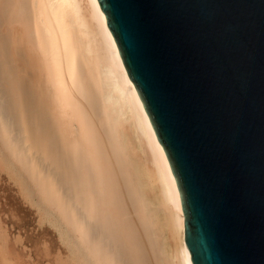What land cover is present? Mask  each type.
Instances as JSON below:
<instances>
[{
    "label": "bare ground",
    "instance_id": "1",
    "mask_svg": "<svg viewBox=\"0 0 264 264\" xmlns=\"http://www.w3.org/2000/svg\"><path fill=\"white\" fill-rule=\"evenodd\" d=\"M0 172L76 264H192L166 157L96 0H0ZM8 234L0 264H24Z\"/></svg>",
    "mask_w": 264,
    "mask_h": 264
},
{
    "label": "water",
    "instance_id": "2",
    "mask_svg": "<svg viewBox=\"0 0 264 264\" xmlns=\"http://www.w3.org/2000/svg\"><path fill=\"white\" fill-rule=\"evenodd\" d=\"M167 160L192 264H264V0H96Z\"/></svg>",
    "mask_w": 264,
    "mask_h": 264
},
{
    "label": "rangeland",
    "instance_id": "3",
    "mask_svg": "<svg viewBox=\"0 0 264 264\" xmlns=\"http://www.w3.org/2000/svg\"><path fill=\"white\" fill-rule=\"evenodd\" d=\"M0 178L2 184L6 186L0 188V230L6 229L9 233L8 238L16 247L14 250L17 252L16 255L14 251L13 253L20 259L13 262L21 260L24 264H64V262L76 264L64 238L58 235V229L40 216L34 205L30 204L21 193L13 189L4 172H0ZM8 186L10 189L7 188ZM47 256L50 259L49 263L41 261Z\"/></svg>",
    "mask_w": 264,
    "mask_h": 264
}]
</instances>
